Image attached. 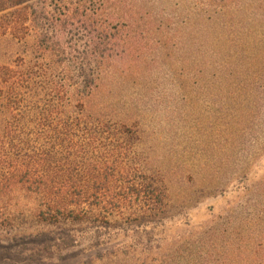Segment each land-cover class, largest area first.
Wrapping results in <instances>:
<instances>
[{
    "label": "rangeland",
    "instance_id": "obj_1",
    "mask_svg": "<svg viewBox=\"0 0 264 264\" xmlns=\"http://www.w3.org/2000/svg\"><path fill=\"white\" fill-rule=\"evenodd\" d=\"M198 1L140 0L149 12L131 53L61 117L38 109L39 90L8 112L0 78V133L23 127L45 176L150 192L129 205L114 194L106 209L51 224L10 186L4 195L19 206L0 226V264H264V0H229L220 26L205 23ZM37 55L32 34L0 32V77ZM65 113L98 125L89 142L47 139Z\"/></svg>",
    "mask_w": 264,
    "mask_h": 264
},
{
    "label": "trees",
    "instance_id": "obj_2",
    "mask_svg": "<svg viewBox=\"0 0 264 264\" xmlns=\"http://www.w3.org/2000/svg\"><path fill=\"white\" fill-rule=\"evenodd\" d=\"M227 2L198 1L197 5L206 10L207 25L219 22L220 26ZM148 12L140 0H0L1 34L9 33L19 40L32 34L38 50L34 65L20 71L2 68L0 78L6 76L4 83L9 90L8 112L18 109L14 105L22 103L24 95L39 90L45 99L38 109L45 111L46 117H61L67 102L75 97H87L98 87L105 68L131 53L139 28L137 21ZM58 111L61 112L53 115ZM65 117L48 123L47 139L58 146L80 140L89 142L85 134L94 133L90 129L98 125L83 123L69 114ZM12 125L9 122L0 133V226L10 225V213L19 206L4 195L10 186L29 193L36 201L38 217L51 224L57 223L65 213L91 214L106 209L108 198L114 194L120 203L127 205L128 198L139 201L147 197L146 193L150 194L140 188H123L119 182L113 186L102 179L45 176L40 172V157L30 154L34 139L23 127ZM154 197L160 204L158 196Z\"/></svg>",
    "mask_w": 264,
    "mask_h": 264
}]
</instances>
